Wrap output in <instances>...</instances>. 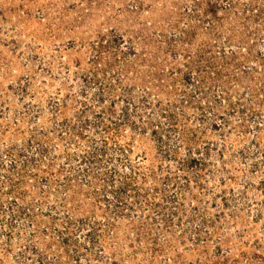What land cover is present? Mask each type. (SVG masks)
<instances>
[{"label": "rangeland", "instance_id": "374dc122", "mask_svg": "<svg viewBox=\"0 0 264 264\" xmlns=\"http://www.w3.org/2000/svg\"><path fill=\"white\" fill-rule=\"evenodd\" d=\"M0 264H264V0H0Z\"/></svg>", "mask_w": 264, "mask_h": 264}]
</instances>
